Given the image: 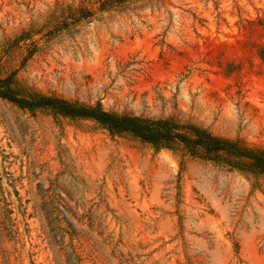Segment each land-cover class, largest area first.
I'll use <instances>...</instances> for the list:
<instances>
[{
    "label": "rangeland",
    "instance_id": "rangeland-1",
    "mask_svg": "<svg viewBox=\"0 0 264 264\" xmlns=\"http://www.w3.org/2000/svg\"><path fill=\"white\" fill-rule=\"evenodd\" d=\"M100 1L0 0V78L264 147V0ZM0 264H264V175L0 95Z\"/></svg>",
    "mask_w": 264,
    "mask_h": 264
},
{
    "label": "trees",
    "instance_id": "trees-1",
    "mask_svg": "<svg viewBox=\"0 0 264 264\" xmlns=\"http://www.w3.org/2000/svg\"><path fill=\"white\" fill-rule=\"evenodd\" d=\"M133 0H101L100 11L119 9ZM84 17L91 14L79 9ZM11 77L0 78V95L28 108H48L55 113L93 119L113 134L126 133L143 142L151 143L156 149L171 148L180 144L190 154L231 170L260 176L264 175V147L253 146L241 139H231L214 134L208 129L182 123L175 118L152 119L133 114H119L105 110L101 105H80L55 96L37 95L20 97L12 90Z\"/></svg>",
    "mask_w": 264,
    "mask_h": 264
}]
</instances>
